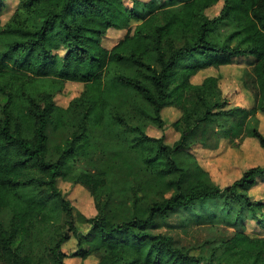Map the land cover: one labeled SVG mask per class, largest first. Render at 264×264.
Here are the masks:
<instances>
[{"label": "trees", "instance_id": "1", "mask_svg": "<svg viewBox=\"0 0 264 264\" xmlns=\"http://www.w3.org/2000/svg\"><path fill=\"white\" fill-rule=\"evenodd\" d=\"M219 1L149 0L141 16L124 0H19L7 22H0V92L6 96L0 115V264H67L68 257L90 256L95 264H264V236L244 230L208 256L151 231L157 218L215 198L244 206L247 219L264 226V200L250 194L264 177V164L222 187L185 151L204 125L235 111L221 109L227 100L219 76L191 81L201 70L253 57L242 79L254 104L239 113L246 119L264 112V0H224L210 18L207 10ZM111 28L126 34L109 48L102 40ZM69 81L84 88L68 107H59L56 95ZM168 105L182 113L173 123L181 135L172 145L133 125L144 116L162 127ZM49 124L73 128L53 161ZM248 135L264 148L256 125ZM80 159L94 171L78 169ZM60 179L93 196L98 211L88 219V233L81 235L75 225ZM5 209L11 212L8 224ZM73 237L77 249L67 252L64 245Z\"/></svg>", "mask_w": 264, "mask_h": 264}, {"label": "rangeland", "instance_id": "2", "mask_svg": "<svg viewBox=\"0 0 264 264\" xmlns=\"http://www.w3.org/2000/svg\"><path fill=\"white\" fill-rule=\"evenodd\" d=\"M148 1L138 0L136 3L134 0H124L127 6L137 7L141 16L147 14L144 3ZM18 3L19 0H4V7L0 11L2 24L11 17ZM224 3V0H220L216 5L209 8L207 10L208 16L213 18L218 15ZM137 21H133V24H136ZM225 32L227 29L222 30V33ZM125 34V29L111 28L104 36L102 44L110 48ZM64 51L65 49H61L62 53ZM253 63L254 58L250 56L234 57L228 65L218 68L210 67L191 77L194 84H201L207 76H219L218 89L221 98L224 97L227 100L221 109L225 111L235 110L232 116L219 115L209 121L185 150L196 157L199 164L207 171L212 182L222 187L241 177L248 168L264 164V148L257 139L248 135V130L255 125L264 134V112H259L255 117L248 116L246 119L239 113L242 109H250L254 104L253 97L243 87L242 79L244 69ZM83 88L82 83L67 82L64 90L56 95V105L68 107L73 98L80 95ZM5 102L6 96L0 92V115ZM181 115L179 108L168 105L162 110V119L164 120L162 127L144 116L140 117V122L136 121L133 125H139L147 135L163 138L166 144L172 145L181 135L173 125ZM72 130L71 126L55 129L52 124H49L47 127L49 160L57 159V147L64 144ZM223 136H230L233 143H238L239 146L231 144L230 139ZM99 155L98 150L92 153L91 157L96 161ZM76 165L78 169L94 171L93 165L85 159H80ZM58 184L62 192L71 201L75 225L80 234L88 233L91 229L88 219L95 216L98 211L93 196L84 186L73 181L60 179ZM250 194L257 200H264V177L258 178L256 184L250 189ZM248 216L249 211L244 206L236 203L227 206L222 198H215L204 203H197L194 206L179 208L172 212L168 218H157L151 226V231L171 235L177 245L189 248L194 254L208 256L215 246L219 245L222 240L231 237L238 230H244L255 236H264V226L255 220L247 219ZM10 217L11 212L8 209L3 210L2 219L5 224H8ZM77 246L78 241L73 237L65 243L64 250L72 252L77 249ZM96 262L97 258L94 256L87 259L80 257H68L66 259L67 264H95Z\"/></svg>", "mask_w": 264, "mask_h": 264}]
</instances>
